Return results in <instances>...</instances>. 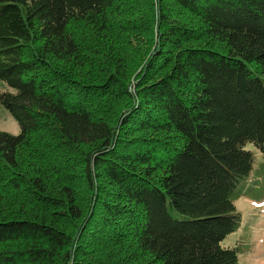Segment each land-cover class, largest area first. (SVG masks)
<instances>
[{"label":"trees","instance_id":"obj_1","mask_svg":"<svg viewBox=\"0 0 264 264\" xmlns=\"http://www.w3.org/2000/svg\"><path fill=\"white\" fill-rule=\"evenodd\" d=\"M0 82V264H240L264 0H0Z\"/></svg>","mask_w":264,"mask_h":264},{"label":"rangeland","instance_id":"obj_2","mask_svg":"<svg viewBox=\"0 0 264 264\" xmlns=\"http://www.w3.org/2000/svg\"><path fill=\"white\" fill-rule=\"evenodd\" d=\"M5 90L7 87L0 82V92ZM0 131L13 135L19 132L18 123L2 105H0ZM232 198L241 221L226 242L238 247L240 264H264L263 160H257L245 180L236 186Z\"/></svg>","mask_w":264,"mask_h":264}]
</instances>
